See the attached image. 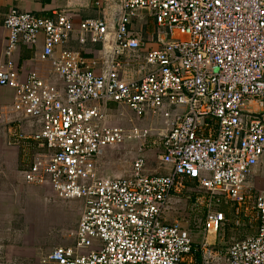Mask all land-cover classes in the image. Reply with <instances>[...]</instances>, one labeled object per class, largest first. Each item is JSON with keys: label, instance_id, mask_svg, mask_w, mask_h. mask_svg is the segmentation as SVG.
I'll return each mask as SVG.
<instances>
[{"label": "built area", "instance_id": "1", "mask_svg": "<svg viewBox=\"0 0 264 264\" xmlns=\"http://www.w3.org/2000/svg\"><path fill=\"white\" fill-rule=\"evenodd\" d=\"M142 13L153 18L161 46L144 57L147 42L131 32ZM5 27L0 89H12L15 111L41 125L31 139L46 149L22 175L84 202L74 244L56 248L51 263L264 264V184L253 205L256 234L209 241L229 222L227 210L234 228L246 226L245 194L264 181V0H120L114 21L80 25L83 37L103 46L101 75L78 53L56 55L75 32L67 10L42 18L11 9ZM41 36L40 58L60 84L34 73L20 78L15 52ZM127 57L144 60L137 77L125 74ZM111 103L139 119L162 116L165 125H110L103 107ZM127 143L139 145L130 172L102 176L101 155ZM151 147L157 173L145 156ZM188 194L203 210L196 231L172 217Z\"/></svg>", "mask_w": 264, "mask_h": 264}, {"label": "crops", "instance_id": "2", "mask_svg": "<svg viewBox=\"0 0 264 264\" xmlns=\"http://www.w3.org/2000/svg\"><path fill=\"white\" fill-rule=\"evenodd\" d=\"M119 3L120 0H0V67L7 61L6 50L9 46L10 32L5 27V20L11 9L30 12L42 18L52 17L62 10H67L74 22L75 32L65 46L56 49V55L64 50L78 53L90 65L94 64V70L101 75L107 63L103 46L93 44L88 37H83L80 25L87 19L114 21L118 15ZM155 26L156 24L147 33L131 27L134 36L147 42V46L140 52L142 57L148 51L161 47L157 27L154 30ZM44 43L45 37L41 36L39 44L35 47L19 45L14 60L19 68L20 78L25 81L34 73L43 79L60 84L61 78L53 70L52 64L43 62L40 58ZM123 60L125 74L129 77H137L140 75L139 70L145 69L143 59L135 61L127 57ZM13 99L12 89H0V107L4 112L0 120V264H54L48 260L49 255L58 247H69L74 244L72 234L78 228L84 202L66 201L49 187H37L26 183L22 172L29 170L35 157L46 152V149L38 147L31 139L41 129V125L38 122L24 120L13 108ZM103 108L109 116L110 125L123 128L137 126L131 125L135 122V117H138L128 108H120L114 103ZM140 120H145L148 127L157 128L165 125L162 116ZM25 137L27 139H24ZM138 149L135 147V150ZM112 156L114 157V153L111 151L101 155L100 174L102 176L128 174L131 162L124 170L117 167L110 171L107 168L111 163L116 166L117 162L112 160ZM149 172L157 173V170L149 168Z\"/></svg>", "mask_w": 264, "mask_h": 264}, {"label": "rangeland", "instance_id": "3", "mask_svg": "<svg viewBox=\"0 0 264 264\" xmlns=\"http://www.w3.org/2000/svg\"><path fill=\"white\" fill-rule=\"evenodd\" d=\"M143 19L145 21H143ZM153 25H155L153 18L148 13H142L141 16L133 22L132 27L134 26L135 30L138 29L142 32L147 33V32H150V29H152ZM155 28L156 26L154 27V30ZM144 121L143 120L141 121L140 119L135 117V122H133L131 125H137L142 128L148 127V125H146V122ZM135 147L139 148V145L138 144L136 145V143H127L122 148L116 147V149L108 150L114 153V157L112 156V160L116 161L117 163H116V166H114L111 163V165H109V167L107 168L110 171L117 169V167L120 169L122 168L124 170L125 166L126 167L129 166L130 162L132 163V160L138 154L137 150H135ZM128 148H130L129 151H128ZM132 149L134 151H132ZM146 156L148 159L149 168L151 170L156 171L158 169V165L156 163L155 150L154 149L149 150L148 153H146ZM263 184H264V181L259 183L253 190L246 192L245 194V198L248 199L246 201V204L244 205V209L247 211V215H248V218H246V226L243 228H238V229L234 228L233 227V211L227 210L229 222L227 223L223 231L218 234L216 239L213 235L214 238L210 237L211 240L209 241L213 243L216 242L217 245L219 244L228 245L232 243L233 240L244 239V238H247L249 236H253L256 234V231L258 228V221L256 218V213L253 210V205L255 202V197L259 189L263 186ZM181 200L182 202H180L179 204L173 207L172 217H174L179 222H181L182 225H184L185 227L193 231L194 230L196 231L198 228L202 226L203 219H204L203 210L195 206V196L193 194H188L185 197H182Z\"/></svg>", "mask_w": 264, "mask_h": 264}, {"label": "bare ground", "instance_id": "4", "mask_svg": "<svg viewBox=\"0 0 264 264\" xmlns=\"http://www.w3.org/2000/svg\"><path fill=\"white\" fill-rule=\"evenodd\" d=\"M211 237H213V235ZM210 240H211V238H210Z\"/></svg>", "mask_w": 264, "mask_h": 264}]
</instances>
